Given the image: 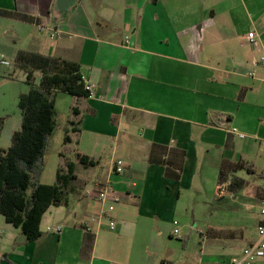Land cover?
Instances as JSON below:
<instances>
[{
	"label": "crops",
	"instance_id": "0c3cea01",
	"mask_svg": "<svg viewBox=\"0 0 264 264\" xmlns=\"http://www.w3.org/2000/svg\"><path fill=\"white\" fill-rule=\"evenodd\" d=\"M17 52L76 63L89 96L55 93L54 123L60 118L69 141L46 150L39 183L53 184L65 159L74 164L72 190L66 206L41 215L33 242L0 215V264H228L254 240L258 211L242 247L207 232L199 235L204 252L183 259L190 238L176 245L173 230L197 202L205 212L217 201L264 200V0H0V55L9 63L0 64L9 103L0 102V149L20 126L10 102L27 91ZM39 78L34 72V85ZM177 151V180L148 160H178ZM75 154L95 165H79ZM240 163L228 179L242 188L219 195L222 167ZM251 176L259 181L250 184Z\"/></svg>",
	"mask_w": 264,
	"mask_h": 264
},
{
	"label": "trees",
	"instance_id": "16d2710c",
	"mask_svg": "<svg viewBox=\"0 0 264 264\" xmlns=\"http://www.w3.org/2000/svg\"><path fill=\"white\" fill-rule=\"evenodd\" d=\"M13 65L25 73L27 91L17 98L19 129L11 134L8 147L0 149V215L6 223L18 228L27 242H33L40 237L38 226L41 215L49 206H66L67 195L72 190L75 179L74 164L66 161L63 171L57 168L53 184L39 183L49 139L55 127V93L87 97L89 91L74 62L17 52ZM34 72L40 76L37 85L33 84ZM71 113L78 114L75 107L71 109ZM69 124L73 125V122ZM71 132H78V129L74 127ZM66 133L67 131L63 137L64 143L69 141ZM155 148L166 152L163 146L151 145V149ZM177 152L178 160H157L150 156L148 160L163 165L165 176L177 180L184 158L182 151ZM75 161L83 167L95 165V161L79 154H75ZM243 166L240 163L233 170ZM225 168L228 166L222 167L219 177Z\"/></svg>",
	"mask_w": 264,
	"mask_h": 264
},
{
	"label": "rangeland",
	"instance_id": "374dc122",
	"mask_svg": "<svg viewBox=\"0 0 264 264\" xmlns=\"http://www.w3.org/2000/svg\"><path fill=\"white\" fill-rule=\"evenodd\" d=\"M4 91L5 90H1L0 88V98H2V100L0 99V102L6 104L8 103V100L6 94L5 96L2 95ZM12 107L16 108V101H14L13 106L10 102L9 108L7 110L10 111V108L12 109ZM59 122L60 118H58L50 137V142L47 148V152L49 154H52V152H55L56 150L61 151V148H63L62 140L64 137V133L62 130V125H60ZM65 162V159L61 160V165L59 166L61 171H63V168L65 167ZM230 168L231 167L226 168L219 178L220 183L217 189L219 195H222L223 193L224 195L229 193V195L234 196L237 190L242 188V185H238L237 179H228V174H231V172L234 171ZM226 180H229V184L225 187L224 185H222V182L224 183L226 182ZM258 181L259 178L252 177L249 182L250 184H252V182L257 183ZM249 188L252 189V187ZM258 203L255 200L254 202L241 203L237 200L234 202L232 201V199H227L223 201H217V203L212 204L211 208V205H209V203L206 204L205 212H202L201 210V202L190 205L187 213L183 215L184 220H179L177 222V225L174 226L179 229V235L181 238L180 240H174L176 242V245H179V243L181 245L185 235H188V238H190L183 259L188 256L193 257L194 254H199L200 250H202V253L204 252L203 246L200 245L201 240L199 238V235L203 236L205 234L206 238L211 235L213 236V238L217 237L219 239L221 237L230 238L231 240H233V247H236L237 245H239V247H242V243L238 242L240 239H242L243 235L246 236L251 230H253L255 213L258 210ZM210 210L213 212V219H210ZM206 221H211L213 224H216L215 227H218V231H205L204 224ZM207 232L208 234H210L209 236Z\"/></svg>",
	"mask_w": 264,
	"mask_h": 264
},
{
	"label": "built area",
	"instance_id": "2783aa9c",
	"mask_svg": "<svg viewBox=\"0 0 264 264\" xmlns=\"http://www.w3.org/2000/svg\"><path fill=\"white\" fill-rule=\"evenodd\" d=\"M248 39L251 44H254V34L252 32L248 33ZM260 62L264 63V58L260 59ZM0 64L3 66H9V63L3 60V57L0 55ZM87 90L88 88L85 87ZM230 133L236 135L239 138H244V135L240 133L236 128H232ZM122 170V164L120 161H116L113 166V171L115 173H120ZM108 188H102L96 194V198L99 202H104L107 198ZM116 201V199H113ZM107 211L112 210V205H108L106 207ZM258 216L259 220L255 225L254 229V240L245 245L240 249V251L233 255L228 264H264V200H261L258 203ZM177 223L174 222V225ZM114 223L112 221L108 222L109 230H112ZM46 230H51L54 233H59V227H55L52 229L46 228ZM87 231V230H86ZM179 229L176 227L173 230V235L178 236Z\"/></svg>",
	"mask_w": 264,
	"mask_h": 264
}]
</instances>
